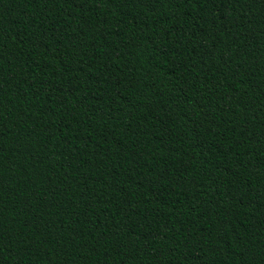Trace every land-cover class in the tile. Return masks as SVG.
I'll return each instance as SVG.
<instances>
[{
  "label": "trees",
  "instance_id": "trees-1",
  "mask_svg": "<svg viewBox=\"0 0 264 264\" xmlns=\"http://www.w3.org/2000/svg\"><path fill=\"white\" fill-rule=\"evenodd\" d=\"M0 264H264V0H0Z\"/></svg>",
  "mask_w": 264,
  "mask_h": 264
}]
</instances>
